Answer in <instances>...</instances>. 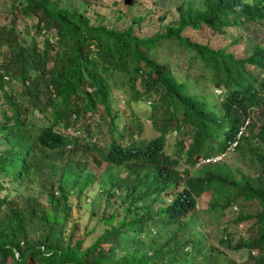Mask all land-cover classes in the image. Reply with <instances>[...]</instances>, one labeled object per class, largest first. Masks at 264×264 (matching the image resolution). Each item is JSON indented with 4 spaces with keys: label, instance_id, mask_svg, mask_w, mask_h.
I'll return each mask as SVG.
<instances>
[{
    "label": "trees",
    "instance_id": "obj_1",
    "mask_svg": "<svg viewBox=\"0 0 264 264\" xmlns=\"http://www.w3.org/2000/svg\"><path fill=\"white\" fill-rule=\"evenodd\" d=\"M176 1L168 0L175 23L150 34L135 30L153 12L138 9L135 0L111 7L109 15L86 0L0 1L6 17L0 23V264H264V48L251 41V50L237 56L181 33L204 23L230 35L231 43L241 34L230 29L248 28L263 9L225 0L211 15L203 12L202 22L183 13L186 0ZM172 51L186 55V68L199 70L175 68ZM138 103L145 104L143 117L134 112ZM145 118L157 133L147 139ZM46 150L66 160L57 179L51 174L48 185L40 184L43 206L23 189L31 169L47 165L52 173L57 166ZM225 150L246 160L252 173L234 167L236 179L216 170L221 160L195 163ZM88 156L103 164L95 180L105 196L122 193L120 211L103 213L101 232L83 245L74 225L65 232L66 195L79 196L90 183L92 172L83 171L81 160ZM180 157L185 197L211 190V207L228 212L214 232L219 249L171 214L179 212V191L172 188Z\"/></svg>",
    "mask_w": 264,
    "mask_h": 264
},
{
    "label": "rangeland",
    "instance_id": "obj_2",
    "mask_svg": "<svg viewBox=\"0 0 264 264\" xmlns=\"http://www.w3.org/2000/svg\"><path fill=\"white\" fill-rule=\"evenodd\" d=\"M0 1H8V0H0ZM76 0H71L70 3L75 2ZM89 3V8L95 9L100 13L105 12L106 15H109L108 9L111 7H118L121 8L127 0H86ZM139 3L138 9H151L153 12H151V15L148 13L150 19L144 20L143 24H140L135 27V30L140 34H150L154 29L163 30L166 24H173L175 21L171 18L175 15V10L172 8V4L167 1L165 2H159L154 3V0H135ZM58 4H62L66 2V0H57ZM74 5V4H73ZM163 16L161 20H157V16ZM6 20V17L4 13L0 12V23L2 21ZM20 23V22H19ZM232 33H240V38L235 43H229L230 35L218 33L212 31L207 25L201 24L199 27H189L184 26L181 29V33L184 35H187L190 40L192 41H198V42H207L212 46H221L225 45L228 46V50L234 52L235 55L239 56H245L248 51L246 49H250L248 46L249 35L246 33L245 29L241 27V25H238L236 27H232L230 29ZM248 33H251L254 31L255 36L254 38L258 42H264V25H259L256 23L250 24L248 28ZM251 50V49H250ZM179 55L178 52L172 51L170 53L169 59L173 62L175 68H180L181 70L187 69L189 73H195L199 70L198 68H186V55ZM257 69V68H256ZM214 91L217 93L219 89H214ZM134 109V112L137 114H141L143 117L146 112L144 110L145 104L138 103L136 104ZM260 107H257L256 109H253L251 114L253 116H256L257 113L260 111ZM256 129V127L253 128V130ZM156 128L152 127L150 125L149 118L143 119V131L147 132L148 135L147 138H151L155 134ZM143 133V132H142ZM174 131L171 133L167 132L165 135V144L166 152H170L172 148V142H174ZM98 144H101V141L97 142ZM90 150L89 153H91ZM48 154L52 156V159L55 161L56 165L54 170H52V173L48 171L47 165H42V168L40 170L31 169L28 177L26 178V182L28 184V188L23 189L26 193H33V195L36 196L37 200L40 201L43 206H47V200L45 199V194L43 190L41 189L40 184L44 183L48 185V181L50 176L53 175L54 179H57V177L60 175L61 168L63 162L66 160V157L61 154H52L51 150H46ZM223 162L219 163L216 167V170L220 173V171H223V174L230 175L237 179V173L234 169V167H240L242 171L252 173L251 169L246 170L242 162L247 163L246 160L239 159L236 160L235 154L229 151H226L222 156ZM86 164L83 168V171H91L92 172V179L90 180V183L80 192L79 196H76L74 192H68L66 195L67 202L69 204L68 206V213L69 216L66 219L65 223V232L68 228H70L72 225H74L73 230V236L74 237H82L83 245L88 244L90 241H92L93 237H95L97 234H99L104 227L103 222L101 221V215H103V212L116 209L117 205L120 203V194L122 191H119L117 194H114L112 196H105V193L101 191L98 188V185L96 183L95 178L100 173V171L103 169V164L101 162L97 165L94 162L89 160L88 157H82L81 160L85 161ZM89 161V162H88ZM184 159L182 157L179 158L178 163L176 164V168L180 170L184 167L183 162ZM197 166H194L192 171ZM190 170V172L192 173ZM202 169L194 171L195 173H201ZM42 172V173H41ZM123 170H121L120 174H123ZM52 174V175H51ZM56 185L57 183L54 182L53 189L56 193ZM74 190V186H73ZM208 194L209 192H204L201 197H197L196 201L202 205V211L200 212L199 220L196 223V227L201 231L202 235L205 237V243L209 245H217L216 247L219 249L220 245L216 244V235L213 233V229H215L217 226L225 224V219L228 217V214H222L219 211H215L213 209H210L208 206ZM204 205V206H203ZM210 229V230H209ZM212 229V230H211ZM233 229H240L237 225L234 226Z\"/></svg>",
    "mask_w": 264,
    "mask_h": 264
},
{
    "label": "clouds",
    "instance_id": "obj_3",
    "mask_svg": "<svg viewBox=\"0 0 264 264\" xmlns=\"http://www.w3.org/2000/svg\"><path fill=\"white\" fill-rule=\"evenodd\" d=\"M181 0H177V2H180ZM188 2V5L187 7L184 9V14L185 15H188V16H196L197 18H200L202 19V22L204 21V16H202L203 12H207L208 13V16L212 14V11L217 7L218 4H227V2L229 0H227V2H224L225 0H218L217 2L214 1V0H186ZM238 3H241V2H246V3H249L250 5H255L257 6L258 8H262L263 9V12H264V0H236ZM207 16V17H208ZM248 28L250 26V24L252 23H256V24H259V25H264V15L263 16H260L259 18H255V19H248ZM203 25H205L204 23H201ZM239 24H237L236 26H238ZM242 27V26H241ZM244 28V27H242ZM248 28H244L246 33H248ZM248 35L250 36L249 37V41H248V46L250 47L251 49V44L250 42L252 41L254 43V45L257 46L258 49H263L264 48V42H258L254 36H255V33L254 31L251 32V33H248ZM231 38V37H230ZM236 41L234 42H231V43H235ZM229 43H230V40H229ZM222 46V45H221ZM225 46V45H224ZM226 49L228 50V46H226ZM230 51V50H229ZM219 92V91H218ZM250 118L249 117H245L244 118V123H246L247 121H249ZM242 128V127H241ZM239 136V135H238ZM238 139H235L233 140L230 144H229V148L232 146V143L233 145L237 142ZM226 152L223 151L222 153H214L213 155H207V156H200L198 158L195 159V163L196 164H199V163H203V162H206V161H210L212 156H216V155H221L219 159L217 160H222V156L223 154ZM208 158V159H206ZM213 161V160H211ZM63 167V164L60 165ZM176 168V167H175ZM64 169L68 172V170L66 169V167H64ZM177 169V168H176ZM63 170V169H62ZM61 170V172H62ZM178 170V169H177ZM181 174H178L177 175V182L175 184V186L172 188L173 191H179V196H180V199H179V212H171L172 215H176L178 217H180V220L182 221V223L190 230H198L200 231L195 225L196 223L198 222L199 220V216H200V212L202 211V205L199 203V201L197 202L196 201V198L197 197H201V195L206 192L207 190H202L200 191L197 195H194L193 196V199L190 201L188 200L186 197H185V183H184V180H183V171L181 170H178ZM60 172V174H61ZM30 173V171H29ZM189 173L190 170H189ZM29 175V174H28ZM27 175V177H28ZM26 177V178H27ZM72 177V173L70 175L69 178ZM74 177V175H73ZM26 178H25V182H26ZM49 180L51 181L52 179L49 178ZM72 189V188H70ZM69 189V190H70ZM73 190V189H72ZM74 191V190H73ZM120 190L118 189H115L113 190V194H117ZM71 192V190L69 191ZM209 194H208V206L210 209H213L215 211H218L217 209L211 207V205L209 204L210 201L214 200L215 199V196L213 195L212 191L209 190L208 191ZM167 200L170 199V195L167 196L166 198ZM119 204L117 205L116 209H111V210H115V211H120V205H121V201L119 200ZM204 206V205H203ZM231 209L232 210H237V207L235 204H232L231 205ZM111 210H108V211H105L103 212L104 214L105 213H108L110 212ZM220 212V211H219ZM223 214V213H222ZM228 214V212L226 213ZM155 222L157 225H160L159 221H158V216H155ZM157 225L155 224H152L150 225L149 227V230L152 234H156L157 233ZM222 226L223 225H220V226H217L215 229H211L213 231V233L216 231V230H222ZM238 227H240L241 229V225L238 224L237 225ZM240 229H236V230H240ZM210 230V229H209ZM201 232V231H200ZM241 234H243L242 231H240ZM264 250V245H263V249Z\"/></svg>",
    "mask_w": 264,
    "mask_h": 264
},
{
    "label": "built area",
    "instance_id": "obj_4",
    "mask_svg": "<svg viewBox=\"0 0 264 264\" xmlns=\"http://www.w3.org/2000/svg\"><path fill=\"white\" fill-rule=\"evenodd\" d=\"M233 143H234V142H233ZM233 143H232V145H233ZM220 156H221V155L212 156V157L209 158V159H211V160H217V159L220 158ZM206 159H208V158H206Z\"/></svg>",
    "mask_w": 264,
    "mask_h": 264
}]
</instances>
